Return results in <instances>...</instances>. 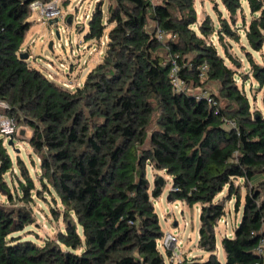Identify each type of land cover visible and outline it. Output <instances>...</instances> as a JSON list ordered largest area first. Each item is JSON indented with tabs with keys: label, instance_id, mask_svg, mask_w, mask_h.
Segmentation results:
<instances>
[{
	"label": "trees",
	"instance_id": "1",
	"mask_svg": "<svg viewBox=\"0 0 264 264\" xmlns=\"http://www.w3.org/2000/svg\"><path fill=\"white\" fill-rule=\"evenodd\" d=\"M32 1L0 0V101L31 132L25 140L37 158L40 184L36 189L17 158L11 193L4 177L13 163L0 137V192L12 204L0 203V264H165L153 205L164 185L158 172L171 180V202L200 207L198 247L208 258L179 264H222L214 227L232 194L241 217L232 236L221 240L224 264H264L255 253L264 240V64L252 57L264 49V0L214 1L216 27L208 17L197 22L194 0H100L84 40L106 39L102 57L74 88L19 58ZM156 29L168 38L159 41ZM240 29L262 110L253 109L237 85L241 65L223 44L238 43ZM214 34L224 55L209 40ZM173 57L187 90L175 91L170 83ZM207 83L217 85L215 106L193 92ZM148 166L155 172L152 186ZM225 187L226 197L217 200ZM44 194L60 204L62 211L51 213L64 229L37 245L16 234L34 223L30 204Z\"/></svg>",
	"mask_w": 264,
	"mask_h": 264
},
{
	"label": "rangeland",
	"instance_id": "2",
	"mask_svg": "<svg viewBox=\"0 0 264 264\" xmlns=\"http://www.w3.org/2000/svg\"><path fill=\"white\" fill-rule=\"evenodd\" d=\"M100 0H59L61 6V13L58 18L48 21V19L41 16L39 11L30 12L28 21L31 27L27 31L23 45L22 53H27V59L32 67L41 70L51 79L64 87L74 88L82 84L86 74L101 60L103 53V45L106 39L97 42H86L84 34L87 30V20L92 13L94 6ZM217 2V1H216ZM214 0H194V6L197 13V22L201 23L208 17L213 26H217V13L213 9ZM245 7V20L249 22L250 16ZM219 10L223 12V8L219 5ZM225 16V14H224ZM69 19V23L67 20ZM151 25V24H150ZM238 23V27H240ZM83 30V32H81ZM109 30V29H108ZM58 33V37H56ZM240 41L238 43L224 39V46L228 53L239 60L240 68L237 72L242 77H247L246 80L240 76L236 77V83L239 87H243L244 93L253 109L262 110V95L257 90V85L250 76L249 67L245 60V54L240 46H245L242 30H239ZM209 40L216 47L221 55L223 54V47L217 40V36L212 35ZM52 43L51 49L49 44ZM254 61L259 64H264V49L258 53H252ZM227 65L236 69L226 60ZM243 85V86H242ZM208 93L216 94L217 85L214 83H207L204 87ZM201 89L193 90L198 93ZM23 131V135H21ZM30 131L24 126L16 124L15 131L10 136L14 145L8 147L5 139L4 145L7 147L8 154L13 163L11 173H7L4 177V182L9 187L11 193L14 194L17 187L16 177L18 170L16 167L17 158L21 159L27 167L30 176L34 180L36 189H40V184L37 181L38 165L37 158L33 155L28 142L25 140L30 136ZM8 137L6 141L10 138ZM18 149V152H16ZM34 164L32 165V163ZM155 172L148 166L146 167V177L153 185V178ZM159 177L162 178L164 185L161 196L153 200L155 212L158 215L159 225L163 233L174 236L177 240L175 247L171 250L172 254L178 256V261L183 259L196 258L202 261L208 258V254L198 247V230L200 227L199 219V205L192 207L186 206L180 201H168L167 197L171 188V180L163 172H158ZM240 183H242L240 181ZM239 183V184H240ZM236 185V183H235ZM243 195V187L240 189ZM227 195V187L216 197L217 200L225 198ZM44 199L40 197H33L34 200L30 204L31 215L34 223L28 225L24 230L16 235L22 239L30 240L37 245H42L45 240L55 239L56 234L64 229V222L60 216L57 218L51 213V209H60V204L53 203L50 196L43 195ZM235 195L232 194L229 201L225 203V215L216 223L214 227V234L216 240L215 255L218 261L224 264V251L221 246L223 237H231L234 228L237 226L241 212L235 213L233 204ZM0 203H4L11 207L12 204L6 202L5 197L0 192ZM13 205H18L16 201ZM162 239L158 242V250L164 258L165 264H178L177 259L170 261L166 249L162 246Z\"/></svg>",
	"mask_w": 264,
	"mask_h": 264
},
{
	"label": "built area",
	"instance_id": "3",
	"mask_svg": "<svg viewBox=\"0 0 264 264\" xmlns=\"http://www.w3.org/2000/svg\"><path fill=\"white\" fill-rule=\"evenodd\" d=\"M60 6L61 4L59 0H50L47 3H43L39 0H34L29 4V9H30V12L39 11L42 17L48 19V21H51L59 17L61 13ZM156 38L159 41H165L168 37L165 36V34L161 32L159 29H156ZM170 63H171V71H170L169 78H170V83L172 87L174 88L175 91L187 90L186 83L178 75L179 66L176 62V57H173ZM206 70H207L206 65H202L198 68V71H199L198 76L200 79L202 80L204 79ZM194 94L197 95L198 97L204 98L207 104L210 106L217 105L215 99L212 97V94L208 93V91L205 88L199 90L198 93H194ZM8 109H9L8 104L4 101H0V137L5 139V142H7L6 141L7 138L13 134L16 128V123L13 117L7 114ZM226 125L228 127H235V122L227 120ZM176 242L177 240L174 236L170 234H166L163 237L162 246L166 250L171 251L175 247ZM255 253L258 257L264 258V240L261 239L258 242V245L255 249ZM169 258L171 262H173L175 259H177L178 261V256L172 254V252ZM180 262L181 261L179 260L178 264Z\"/></svg>",
	"mask_w": 264,
	"mask_h": 264
},
{
	"label": "water",
	"instance_id": "4",
	"mask_svg": "<svg viewBox=\"0 0 264 264\" xmlns=\"http://www.w3.org/2000/svg\"><path fill=\"white\" fill-rule=\"evenodd\" d=\"M67 22L69 23V19L67 20ZM56 37H58V33H56ZM52 43L49 44V49H51ZM19 58L22 60H27L29 58V55L27 53H20ZM21 135H23V131H21L20 133ZM14 143L11 139V137L8 139L7 141V146L8 147H13ZM16 152H18V149H16ZM158 182L160 183V185H163V180L162 178H158ZM167 200L170 201V196L168 195Z\"/></svg>",
	"mask_w": 264,
	"mask_h": 264
},
{
	"label": "crops",
	"instance_id": "5",
	"mask_svg": "<svg viewBox=\"0 0 264 264\" xmlns=\"http://www.w3.org/2000/svg\"><path fill=\"white\" fill-rule=\"evenodd\" d=\"M214 1H217V0H214ZM214 7V6H213ZM214 9V8H213ZM223 14H225V11L223 10V12H222ZM236 182H237V184H239L240 183V180H236Z\"/></svg>",
	"mask_w": 264,
	"mask_h": 264
}]
</instances>
